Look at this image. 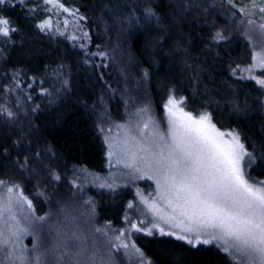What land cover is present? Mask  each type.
Returning a JSON list of instances; mask_svg holds the SVG:
<instances>
[{
    "label": "trees",
    "instance_id": "obj_1",
    "mask_svg": "<svg viewBox=\"0 0 264 264\" xmlns=\"http://www.w3.org/2000/svg\"><path fill=\"white\" fill-rule=\"evenodd\" d=\"M118 1L74 0L71 4L61 0L64 7L73 11L75 23L84 33L81 41L43 32L38 25L44 19L35 10L40 2L35 3L38 7L29 6L28 0L24 8L18 0L9 2L11 15H4L18 31L10 41L0 44V77L10 79L8 72L19 68L18 75L24 80L41 78L43 87L32 89L30 99H22L20 106L11 101L0 103V107L14 113L13 118L0 113V178L21 186L33 202L30 211L36 215H44L50 206L70 200V187L65 188L64 184L70 170L82 168L98 174L108 171L98 119L90 112L97 97L103 96L100 76L104 72L96 71L82 50L94 51L93 45L101 33L100 28L97 34L93 31L98 24L101 29H110L111 19L118 26L121 18L127 17L128 9L127 14L117 12L124 4ZM183 1L186 0H149L144 8H151L156 16L145 19L138 15L137 27L128 37L120 35V42L128 47L130 63L147 73L146 91L154 112L158 114L172 94L184 98L186 111L194 115L209 113L218 129H236L246 148L257 156L256 162L246 169L248 176L264 181V88L239 78L233 71L250 63L251 49L238 36L213 41L214 18L207 13L196 19L199 12L187 1L189 8L181 12ZM202 2L209 4L207 0ZM179 15H184L185 20ZM113 40L119 44L117 37ZM58 42L63 45H55ZM81 43L87 48H82ZM114 57L120 66L124 63L119 54ZM104 77L113 83L110 77ZM128 83V79H123L121 85L133 105L142 107L140 89ZM51 86L52 92L48 91ZM113 89L118 94V89ZM120 102L115 96L107 101L108 116L117 123L126 120ZM54 175L60 179H53ZM141 186L148 188L145 183ZM88 194L100 222L124 227L129 204L135 203L132 189L90 188ZM132 239L150 264H234L211 247L193 248L167 235L135 233Z\"/></svg>",
    "mask_w": 264,
    "mask_h": 264
},
{
    "label": "snow or ice",
    "instance_id": "obj_2",
    "mask_svg": "<svg viewBox=\"0 0 264 264\" xmlns=\"http://www.w3.org/2000/svg\"><path fill=\"white\" fill-rule=\"evenodd\" d=\"M9 2L0 0V5ZM44 3L69 11L60 0H44ZM228 3L236 6L233 0H228ZM259 11L264 13V7ZM146 15L151 18L156 13L148 8ZM248 23L254 22L249 20ZM49 24V20H44L38 27L43 31ZM259 28L264 31V24ZM17 31L10 19L0 16V38L8 42ZM225 38L222 32H216L212 37L215 42ZM98 54L106 56L103 51ZM256 59L254 55L253 60ZM260 66L264 68V58L260 59ZM248 70L251 71V67ZM252 79L264 87V79ZM163 107L167 117L166 128L148 115L147 108L138 110L142 120V127L138 128L140 138L131 134L132 129L129 128L122 144L123 159L117 161L133 174H139L135 178H147L156 184L157 193L152 196L151 203L142 197L155 214L153 220L148 221L152 228L146 229L145 221L139 224L130 222L131 228L137 232L146 231L147 235L153 234L152 229H158L161 235L175 236L193 248L215 244L235 264H264V181H253L246 172L256 162V154L246 148L236 129L221 131L209 113L194 115L186 111L184 98L178 99L170 94ZM3 112L9 118L14 117V113L0 107V113ZM129 140L134 141L135 150L128 147ZM109 147L113 146L110 144ZM53 179L59 180L60 177L54 175ZM108 187L112 184L109 183ZM0 189L7 196L0 195V252L6 254L5 259L10 264H112L110 256L100 255V244L105 241L93 239L90 248L88 238L76 225L77 218L66 207L60 209L63 219L52 224L49 222L51 213L36 215L29 211L27 215L23 214L22 205L32 210L33 202L24 195L19 184L0 178ZM157 197L170 211L165 212L157 205ZM157 219L175 231H166L155 222ZM44 229L52 241L51 246L42 251L40 230ZM94 231L103 236L111 248H128L121 241L126 232L121 231L113 237L100 228ZM29 234H35L36 239L31 253L18 247L21 237ZM113 240L120 243H113ZM136 252L143 256L138 248Z\"/></svg>",
    "mask_w": 264,
    "mask_h": 264
},
{
    "label": "rangeland",
    "instance_id": "obj_3",
    "mask_svg": "<svg viewBox=\"0 0 264 264\" xmlns=\"http://www.w3.org/2000/svg\"><path fill=\"white\" fill-rule=\"evenodd\" d=\"M121 1L124 4L122 7L120 6L118 8L117 12H121V14H124L128 9V14L126 13L127 17L123 16L118 26H116V20L111 19L109 23L110 29H106L104 26L101 29V25L96 24L97 27L93 31L96 32V34L100 31L101 33L100 36L97 37V42L93 45L94 51L88 52L87 49L82 50L83 53L85 52L84 56H87L91 63L95 65L96 71L102 70L105 76L110 77L111 81L113 82V85L110 84V82L104 77V74L100 76L102 82L101 94L103 96H98L96 103L90 107L91 114L98 119V123L100 126V133L105 146V152L108 161V171L103 174H98L82 168H74L70 170L64 177L65 188L70 187V189L72 190H68V192L71 193V195H69L70 200L60 201V203L58 202L59 205H57V207L50 206L46 214L51 213L49 222L55 224L63 219V214L60 212V209L66 207L68 211L77 218L76 225L79 226V228L88 238V244L90 248L92 246L93 239H97L98 242L105 241V243L100 244V255L105 258L110 256L112 259V264H150L145 256H141L136 252L137 247L134 245L132 239V234H146V231L137 232L133 230L131 228V223L139 224L140 221H145V228H152L151 223H148V221H152L155 214L149 210L148 204L144 203L142 197L147 198L149 203H151L152 196H156L157 193L156 184L153 180H149L147 178H135V176H138L139 174H133L130 169H127L123 166L122 162L117 163V161H122L123 159L122 144L125 141V134L126 132H128V129L131 128V134L136 135L138 138H140L138 128L142 127V120L138 115L139 109L147 108L148 115L159 121L162 128L167 127V117L164 107L160 112H158V114L154 112L150 107L149 95L146 91L148 85L147 76H145V72L141 70V68H136L134 64L132 65V63H130L131 56L128 47H125L124 44L122 45V41L120 42V38L122 37L120 35L128 37V35L131 34L135 27H137L138 21L136 19L138 15L145 19L148 18L146 15V10L148 8L146 9L144 7L146 3H149V0H119L118 2ZM186 1L191 4L190 7H195V10H198L197 12L199 13L195 14L196 19L201 16L205 17L204 15H206L207 13L208 16L210 14V16L214 18V20L211 22L213 26V34H215L216 32H222L226 38L238 36L248 43V46L251 49V61L247 66L238 67L235 72L236 76L244 80L253 81L254 83H256V80L252 79V77L264 79V68L260 66V59L264 58V31L259 28L261 24H264V13H261L259 11L260 7H264V0H255V3H253V0H233L236 5L235 7L229 4L228 0H207L209 4H203L204 2L201 3V1L204 0ZM186 1H183L184 4H182L183 6L181 12H185V10L189 8ZM10 2H16V0H10ZM18 2H20V0H18ZM27 2L28 0H23V2H20L22 4V8L25 7L24 4ZM29 2V6L32 5L36 7H38V5H35V3L40 2V7L35 8L36 14H38L40 17H43L44 20L50 21L49 29H44L43 32L46 31L47 33H51L53 35H57L60 37L62 36L65 40H82L81 35H84V33L83 31L81 32L76 25L73 11L70 8H68L69 11L65 12L62 9L53 7L50 4H45L44 0H29ZM68 2L74 4V0H68ZM48 9H51V11H49ZM173 9L175 10L176 8L174 7ZM241 9H243V11H241ZM9 10V3L0 5V16L11 15ZM111 16L113 15L111 14ZM179 17L185 20L184 15H179ZM249 20L253 21L254 23L249 24ZM98 28H100V31ZM108 35H110L111 38L113 36V39L115 40L117 37V41L119 42V44H116L113 39H109ZM125 40H127V38H125ZM4 41L5 40L3 38H0V44ZM55 45L62 46L63 43L58 42ZM81 47L87 48L84 43H81ZM101 51L106 53V56L101 57L98 54ZM115 54H119V56L121 57L120 59L124 62H121V66L120 62L115 61ZM254 55H256L257 57L255 61L253 60ZM2 57L3 52L0 46V59ZM253 65H255V67H252ZM250 67L251 71L248 70ZM18 71L19 68H13L12 72H8L10 79H7V77L2 78L4 77L3 75L2 77H0V103L5 104L7 101H11L15 103L16 106H20L22 104V99H30V93L32 89L36 91L40 89L41 85L43 87V82L40 80L41 78H31L29 80H24L20 75H18ZM5 74L7 73L5 72ZM42 77L46 78V76ZM55 77L56 76H54V78ZM60 78L62 82L60 83V85H62V77ZM123 79L124 81L128 79L130 82L128 83L129 85H135V87L140 89L142 95L139 97V99L143 102L142 107L140 105L136 107V104L135 106L133 105L129 95L125 92V86L123 87L121 85ZM29 85H31V87H29ZM104 86L106 89L104 88ZM113 87H115L116 90L118 89L120 93H114ZM48 91L52 92L53 86H51V88L48 87ZM113 96H115L117 100L121 101V108L124 112V116H126V120L123 123L114 122L108 116L109 110L107 101ZM29 103L31 104V102ZM146 118L147 117H145V119ZM145 135H147V130L145 131ZM110 144L113 147L110 148ZM128 147L135 150L134 141L129 140ZM110 152H114L115 154L109 155ZM3 176H5V174H3ZM109 183L112 184V187H108ZM141 183H145V187L148 188L146 189L142 187ZM126 187L133 190V193L135 195V203L133 204V207L129 208V211L125 216L124 227L114 228L113 225L110 224V222H100L97 219L95 204L89 197L88 190L90 188L115 189ZM0 195H5L3 189H0ZM5 198H7L6 195ZM12 198L13 200L16 199L14 193L12 194ZM85 201H88V203H85ZM156 202L157 205L165 212L170 211L169 209L165 208V203L163 201H160L159 197H157ZM22 207L24 209L23 214L27 215L30 210L26 205H22ZM155 222H158L160 224V227L164 228L166 231H175V229H170L167 224L163 223V221H159L157 219ZM9 223L14 222L9 221ZM70 227H74V225H70ZM97 228L107 231L109 235L113 237L115 235H118L121 231L126 232L127 235L121 237V241L127 244L128 248H111L106 243V240L103 236L95 233L94 230ZM40 231H42L41 250L43 251L44 248H48L51 246L52 237L45 235L47 233V229ZM152 232L153 234L148 236L161 235L158 229H152ZM170 237L175 238V236ZM26 241H29V243H27ZM183 242L187 243L186 241ZM35 243V234L24 235L18 242V247L28 249L29 253H31V250ZM113 243L119 244L120 241L113 240ZM133 245L135 247H133ZM200 246L211 247L217 250L235 264L234 260L228 254L222 252L218 247H216L215 244ZM5 255L6 254L4 252H0V264H10V262L5 259Z\"/></svg>",
    "mask_w": 264,
    "mask_h": 264
}]
</instances>
